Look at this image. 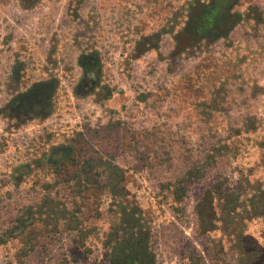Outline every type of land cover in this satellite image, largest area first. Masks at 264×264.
I'll list each match as a JSON object with an SVG mask.
<instances>
[{
  "label": "rangeland",
  "instance_id": "374dc122",
  "mask_svg": "<svg viewBox=\"0 0 264 264\" xmlns=\"http://www.w3.org/2000/svg\"><path fill=\"white\" fill-rule=\"evenodd\" d=\"M0 264H264V0H0Z\"/></svg>",
  "mask_w": 264,
  "mask_h": 264
}]
</instances>
